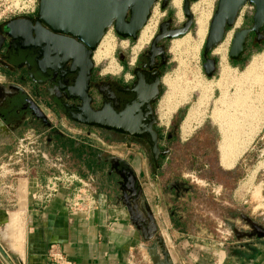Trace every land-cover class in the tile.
Instances as JSON below:
<instances>
[{
    "label": "rangeland",
    "instance_id": "374dc122",
    "mask_svg": "<svg viewBox=\"0 0 264 264\" xmlns=\"http://www.w3.org/2000/svg\"><path fill=\"white\" fill-rule=\"evenodd\" d=\"M217 2L218 0L192 2L190 7L198 4L197 11L192 13L193 24L185 36L175 40L184 41L183 45L180 50L173 51L174 41L171 44L173 53L170 57V68L166 71L165 80L169 79L175 83L176 89L170 102L178 103L177 107L181 105L179 109H182V116L178 119L175 133L169 141L167 131L169 118L163 119L161 117L163 111L160 110V144L165 150V155L158 163L156 174L153 177L142 179V187L147 196L152 198L156 195L158 199L162 198L165 205L168 206L169 204L171 209L174 207L187 208L193 213L190 217L193 215L196 217L195 221L208 225L210 229L214 230L213 233L221 235L225 228L220 222H216L219 219L227 225L230 222L228 219L232 217V222L239 228L246 227L241 216H246L260 225L264 224V107L261 108V104L256 98L260 93L259 85L245 77L251 62L264 56V44L256 50L248 47L242 59L231 64L228 57L231 42L226 43V41L231 36L232 29H228L224 34L222 43L217 48L221 51H213L208 56V58L215 60L216 66L213 75L207 78L202 70L204 63L202 54ZM182 4L183 0H181L180 8H177L170 2L165 9H155L152 22H155L157 27L161 20L168 19L172 26L180 27L186 21ZM200 16L204 21L201 33L199 32L200 24L197 22ZM239 26L237 24V27ZM107 36L114 40L115 48L107 58L95 62L97 75L108 68L111 62L115 64L116 53L128 51L126 40L118 38L114 32L108 33ZM136 42L133 45H137ZM221 45L223 48H220ZM223 50H225L224 61H222ZM223 67L229 70L227 76L223 73ZM260 72L264 73V70ZM197 79L202 83H211L212 85L205 92L201 101H199V89L194 88ZM165 85L167 84L165 83ZM167 87L169 89L168 85ZM192 108L196 112L195 121L191 124L190 131L183 133L181 130L182 123ZM214 111L222 113L225 118L224 123H234L235 128L230 129L232 143L237 147L243 144V148L241 147L238 157L230 168H224L220 165L219 146L223 138L220 123L212 119ZM58 123V125L56 124V131L79 130L81 128L77 124L65 121L64 117H61ZM42 132L45 133V131ZM32 135L34 134L30 130H25L19 138H27ZM92 135L96 140H103L99 132H94ZM55 140L54 138L53 141ZM9 143L7 147L0 148V165L7 163L8 157L14 155L18 146V142L14 139H11ZM42 148L49 158L56 155V150L46 147L45 143ZM111 150L115 151L113 147ZM19 167H13V171L10 173H12L11 180L13 182L19 180L20 184V179L24 176L17 173ZM8 169L4 171L7 172ZM102 174L100 178H102ZM144 179L146 180L144 181ZM177 184L184 185L192 191L194 193L192 198L185 197L183 190L172 189V186ZM0 188H3L1 184ZM105 188H107V192H115L111 182ZM257 191H259L258 196L255 195ZM175 193L179 195L178 198L175 197ZM18 204V199L15 198L11 207H5V204L0 207V226L2 227L7 222L6 225L9 228L8 231H6V226L2 228L3 234L0 233L1 246H4L3 241L7 240L11 234L13 244L21 239V206L19 207ZM156 206H158L157 203L151 206L154 211L157 210ZM8 221L10 222L8 223ZM12 221L14 223L11 224ZM158 222L162 223L160 217ZM14 227L16 228L14 229ZM162 233L164 236L167 235L164 229ZM166 237L168 239V235ZM232 239L234 240L233 237ZM4 243L6 244V242ZM167 243L169 246L171 245L168 240ZM148 247H151V243L144 244L140 253L144 262L151 264L147 256Z\"/></svg>",
    "mask_w": 264,
    "mask_h": 264
},
{
    "label": "crops",
    "instance_id": "0c3cea01",
    "mask_svg": "<svg viewBox=\"0 0 264 264\" xmlns=\"http://www.w3.org/2000/svg\"><path fill=\"white\" fill-rule=\"evenodd\" d=\"M7 88L6 90L12 92V89ZM31 95L30 98L35 100ZM38 104L43 112L44 105L39 102ZM2 115L5 118L10 138L16 141L25 130L42 132L36 131V127L33 125H27L26 129L25 126L22 127L21 132L17 130L28 119L30 124L33 120L28 115L24 119L25 114L21 108L15 112H10L7 109ZM185 119L181 130L183 133H188L194 121L188 126H183ZM15 130L17 131L14 133ZM49 132L50 129L45 130L46 134ZM58 133L62 141L59 143L48 142L46 147L54 148L56 150L54 156L62 158L69 169L75 173L95 179L99 207L89 214L68 212L64 208L68 197L66 191H60L50 202L45 204L32 201L29 193L33 189L34 183L45 182L43 168L33 167L29 162L20 165L8 163L10 169L22 166L29 174L20 179V184L19 180L16 182L11 180L12 173L7 177L0 176L3 178L0 179V184L3 186L2 189L0 188V207L3 204L5 207H11L18 188L25 197L20 215L21 239L13 244L11 234L9 238L7 237L8 241H3L4 246L0 245L1 250L11 264H18V262L20 264H52L46 256L51 246H57L73 264H146L140 253L144 243L131 225L127 210L117 199L116 192L106 191L105 187L109 181L102 174L104 168L100 162L101 142L96 140L92 134H88L83 127L79 130L68 129L67 131H58ZM5 140V136L1 135L0 148ZM220 147L221 145L219 146L220 165L224 167ZM101 174L103 179L100 178ZM142 192L143 201L148 205L153 215L158 234L163 237L171 264H264V239L250 240L244 237L239 242L233 240L232 246L220 247L216 239L214 240V230L210 229L208 225L195 221L194 215L190 217L193 213L187 208L174 207L171 209L169 204L165 205L162 198L158 199L156 195L151 198L144 193L143 189ZM183 193L188 199H191L194 194L190 190L183 191ZM175 197L178 198L179 195L175 193ZM155 203L158 206L154 211L151 206ZM159 217L162 220L161 224L158 222ZM228 221L232 222L233 218H229ZM163 229L168 235V239L167 235H163ZM239 229L244 232L248 231L246 227ZM222 231L224 232V229ZM167 240L171 243L170 246ZM230 248L234 249L232 254H229ZM0 264L4 263L0 260Z\"/></svg>",
    "mask_w": 264,
    "mask_h": 264
},
{
    "label": "flooded vegetation",
    "instance_id": "af4514ba",
    "mask_svg": "<svg viewBox=\"0 0 264 264\" xmlns=\"http://www.w3.org/2000/svg\"><path fill=\"white\" fill-rule=\"evenodd\" d=\"M162 1L160 9H162ZM170 2L173 5V0H169L168 4ZM254 13L253 6L252 14L244 16L245 18L242 17L238 24L239 27L235 24L231 28L233 29L231 43L237 31L252 29ZM167 22L170 23V29H180L186 21L180 27H174L168 19L161 20L149 40L141 46L138 44L141 32L137 36V42L124 39L128 42L126 46L128 51L116 53L115 70L107 72L103 70L98 75L93 59L95 51L91 55L90 69L83 62L75 67L61 64L59 61L62 60V54L57 49L50 46V49L45 53L43 46L36 47L33 44L37 38L40 39L35 32L30 34L26 32L20 45L18 41L12 42L7 56L4 59L0 58V68L4 71L15 69V74L12 76L17 80L24 81L23 84H20L29 96L31 94V96L38 95L40 102L48 109L56 122L64 117L65 121L73 123L68 119V116L77 115V109L84 105L90 120H92V114L98 113L101 116L102 124L122 131L119 133L107 127L78 125L83 127L88 134L100 133L103 139L100 141L102 147L100 162L104 168L103 174L105 179L112 183L117 199L123 200V193L129 194L126 188L130 186V178L134 177L136 189L138 190L140 187L142 190V179L153 177L156 174L157 169H155V173L153 172V147L155 145L158 148V153L165 152L160 144L159 113L160 110L167 111L164 108V97L169 89L164 80L167 77L166 71L170 68V57L173 53L171 44L181 38L155 42L160 26ZM260 33V37L253 33L248 35L245 52L248 47L256 50L264 44V42H255L257 39L264 38V26ZM61 40L60 42L66 43L65 39ZM135 42L137 45H133ZM45 58L51 60L50 65L54 67L53 72L48 70L42 72L37 68L38 64H43ZM6 88L0 87V114L7 111L11 96L18 94L16 91L11 90L12 92H10ZM180 106L169 112L167 126L169 141L175 133L178 119L182 116ZM22 112L25 114V110ZM26 112H29L28 109ZM28 121L29 119L17 130L21 132L22 127L25 126L26 129L27 125L35 126L36 131L50 129V132L45 136V144L53 141L59 134L56 127L47 118L46 121L32 120V124ZM0 133L6 138L1 147H7L12 138H10L7 129L0 130ZM112 147L115 151L111 150ZM162 157L158 156L157 166ZM172 189L188 190L187 187L179 184L172 186ZM227 225L232 227L235 223L228 222Z\"/></svg>",
    "mask_w": 264,
    "mask_h": 264
},
{
    "label": "water",
    "instance_id": "95a60500",
    "mask_svg": "<svg viewBox=\"0 0 264 264\" xmlns=\"http://www.w3.org/2000/svg\"><path fill=\"white\" fill-rule=\"evenodd\" d=\"M158 0H38V9L33 18H16L0 25V58H5L12 45V42L20 41L23 35L28 32H35L40 39L33 44L42 47L46 53L50 46L62 54L61 64H69L75 67L83 62L88 69L91 68V55L96 51L105 33L113 29L115 35L120 39L137 40L138 34L144 28L150 16L152 7ZM198 0H183L182 11L186 22L180 29H170V23H163L160 26L159 35L155 42L161 40H172L185 36L193 24L191 3ZM169 0L162 1V9H165ZM252 5L255 8L252 29H242L235 33L229 48L228 57L231 62L240 61L244 55L248 35L253 33L260 37V30L264 26V0H218L216 9L212 15L207 37L203 48V72L210 78L214 71L216 62L208 58L214 49L219 46L225 32L235 26L238 14L245 5ZM65 39L66 43L60 42ZM255 42H264V38ZM51 60L45 58L43 64H38L42 72L48 70L53 72L54 67L50 65ZM18 70V69H17ZM8 76L14 79L20 86L23 80H17L12 71L6 70ZM21 83V84H20ZM5 88V87H2ZM16 91L17 96H11L8 104L10 112L19 108L25 110V117L28 115L35 121H46L45 115L38 104L41 103L38 95L32 100L30 96L20 87H8ZM23 88V87H22ZM28 109L29 112H26ZM101 116L92 114V120L86 112L85 106L77 109V115H69L68 119L81 126L103 128L107 127L115 132L122 131L102 124ZM5 118L0 114V130H5ZM158 148L153 147L154 160L153 172L157 169L158 156H164L165 152L158 153ZM136 179H129V188L123 193V200L119 199L127 210L129 221L140 235L144 244H150L147 248V256L151 264H171L169 253L166 249L163 238L158 234V229L153 215L146 203L143 201L141 188L135 187ZM248 231H242L236 225L231 227L233 238L239 242L247 239H264V224L260 225L246 216H241ZM0 260L4 264H11L7 256L0 248ZM18 264H20L18 262Z\"/></svg>",
    "mask_w": 264,
    "mask_h": 264
},
{
    "label": "built area",
    "instance_id": "2783aa9c",
    "mask_svg": "<svg viewBox=\"0 0 264 264\" xmlns=\"http://www.w3.org/2000/svg\"><path fill=\"white\" fill-rule=\"evenodd\" d=\"M161 1L162 0H158L152 7L146 24L152 22V18H154L153 12L155 9L160 8ZM37 9L38 0H0V25L16 18H33L37 13ZM244 12H246V14H244ZM252 12L253 6L249 4L245 5L239 12L237 20L244 16H250ZM108 33H113V29L111 28L107 30L106 35H108ZM232 34L229 38L230 42ZM10 86H19L21 89H24L14 79L10 78L5 71L0 69V87ZM43 113L52 125L56 127V120L53 119L45 106H43ZM31 133L34 135L27 138H21L17 141L18 146L14 155L8 157V161L5 165H0V176L6 177L11 174L10 172L12 169H10L11 167L7 165L8 163H11L12 165H20L29 162L33 167L43 168L45 175L44 183H34L33 189L29 193L32 201L45 204L50 202L60 191H66L68 193V197L64 204V208L68 212L89 214L98 209L99 195L97 193V189L95 188L94 179L91 176L83 177L75 173L69 169L66 162H64V160L60 157L54 156L49 158L44 153V149L42 148L46 133ZM7 168L9 169L5 172L4 170ZM31 171H33V169H31ZM17 173L23 176L29 174L26 168L22 166L19 167ZM216 196H218V193H216ZM216 222H220L225 229L224 232L222 231L221 235L215 233L214 240L216 239L217 244L220 247L232 246L234 243L232 239L233 233L231 232V227L224 224L221 219ZM46 256L47 260L52 264H73L68 260V258H66L57 246L49 247Z\"/></svg>",
    "mask_w": 264,
    "mask_h": 264
},
{
    "label": "bare ground",
    "instance_id": "6f19581e",
    "mask_svg": "<svg viewBox=\"0 0 264 264\" xmlns=\"http://www.w3.org/2000/svg\"><path fill=\"white\" fill-rule=\"evenodd\" d=\"M180 5H181V0H173V6L174 7L180 8ZM197 7H198V4H194L191 7V13L196 12L197 11ZM197 22H198V24H200L199 32L201 33L203 31V28L202 27H203V23H204L202 16L199 17V19H198ZM239 23H240V18L237 20L236 25L239 24ZM155 27H156V23L155 22L146 24L144 26V28L141 30L140 37H139V40H138L139 46L143 45L145 42H147L149 40V38L153 34V31L155 30ZM229 38L230 37H228L226 43L229 41ZM183 42L184 41H174L172 50L173 51L180 50L181 46L183 45ZM226 43H224V44L226 45ZM218 47L219 46H217L214 49V51H216V52L221 51V49H217ZM114 48H115V42H114V40L111 37L107 36V35L104 36L102 38L101 42L99 43L96 51L94 52V56H93L94 61L95 62H100L103 59L107 58L108 55L113 51ZM220 48H223L222 45L220 46ZM222 56H223L222 61H224L225 50H223ZM114 70H115V64L111 62L110 63V66L108 68H106L104 71L107 72V71H114ZM262 70H264V56L262 58H260V59H254L251 62V64L249 65V67L247 68L246 74H245L246 75L245 76L246 78H248L249 80H251L252 82H254V84L259 85L260 93L256 96V98H257L258 102L261 104V108L264 107V73L260 72ZM228 71H229L228 68L223 67V73H224V75L227 76ZM198 79L195 80V87L194 88L195 89L196 88L199 89V93H200L199 101H201L202 98L205 95V92L208 89H210L212 87V85H211V83H202ZM165 83L169 86L168 93L164 97V105H165L164 108H166L167 111L164 112L162 110L163 112L161 114V117L163 119H168L169 118V112L170 111H174L177 108L178 103L170 102V100L172 99V97L174 95L175 89H176L175 83L173 81L169 80V79H166L165 80ZM190 85H192V84L190 83ZM186 89H187V87H186ZM195 118H196V112L192 108L189 111V114H188L187 118L185 119V122H184V125L183 126H188L191 122L195 121ZM212 119L215 120V121H218L220 123V128H221L220 130L222 132V138H223L222 143H221V147H220L221 153H222V157H223V158L222 157L221 158H222V160L224 162L223 163V166L225 168H230L231 166H233V163L235 162V159L238 157V155H239L238 153L240 152L241 147L243 148V146H242L243 144L241 146L239 145V147H237V146H235L232 143L233 141L231 139L230 129L231 128L232 129L235 128V125H234V123L233 124L232 123H228V122L224 123L225 118H224V116L222 115L221 112L214 111L213 114H212ZM248 142H251V141H248ZM230 157H232L231 160H229ZM259 191L256 192L257 194L255 193L256 196H258ZM16 199H18V203H19L18 205H19V207L20 206L22 207L24 205V203H25V197L22 195L20 189L17 190V192H16ZM13 221L11 222V224L14 223ZM9 222L10 221H8V223ZM19 225H20V223H19ZM4 226L7 227L8 225H4ZM9 226H11V225L9 224ZM2 228H3V226L0 228V233L3 234ZM12 228H13V226H12ZM15 228L16 227H14V229ZM7 229H9V228L7 227ZM10 230H12V229L10 228Z\"/></svg>",
    "mask_w": 264,
    "mask_h": 264
},
{
    "label": "trees",
    "instance_id": "16d2710c",
    "mask_svg": "<svg viewBox=\"0 0 264 264\" xmlns=\"http://www.w3.org/2000/svg\"><path fill=\"white\" fill-rule=\"evenodd\" d=\"M231 64H235V63L231 62ZM55 139H56V140H55L56 143H59V142L62 141V139L60 138V135H59V134L57 135V137H56ZM175 217H176V216H175ZM176 218H177V217H176ZM233 250H234L233 248H232V249L230 248V249H229V254H232V251H233Z\"/></svg>",
    "mask_w": 264,
    "mask_h": 264
}]
</instances>
